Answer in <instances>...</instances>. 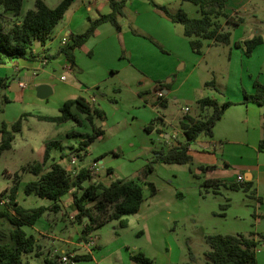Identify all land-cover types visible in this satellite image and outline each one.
<instances>
[{"label":"crops","instance_id":"1","mask_svg":"<svg viewBox=\"0 0 264 264\" xmlns=\"http://www.w3.org/2000/svg\"><path fill=\"white\" fill-rule=\"evenodd\" d=\"M42 1L54 8L62 0ZM24 2L18 18L0 6L2 21H21L26 12L34 8L35 0H28L27 6H24ZM155 3L166 7L161 2ZM166 9L171 14L177 12ZM109 11V0H74L52 30L50 39L44 45L37 42L32 45L35 58H13L0 65V77L8 78V86L3 89L5 121L10 124L23 116L19 132L23 134L24 124L29 123L30 119L38 120L36 115L56 116L64 102L83 98L92 108L103 112L102 118H93L102 134L94 138L84 152L85 157L79 159L77 164L87 167L91 161H96L102 171L93 181L109 184L115 179L140 178L138 173L152 158L154 151L184 143L186 138L181 123H186L189 117L200 118L212 111L211 108L201 110L198 107L200 98L211 97L219 104L231 102L232 105L215 124L213 136L191 144V162L156 163L168 174L163 175L161 181H158L155 172L146 177L142 183L140 208L137 213L127 217V227L118 228L116 222H107L83 236L82 225L76 223L80 231L76 243L67 238H58L75 246L68 254L65 253L71 258L70 263L74 262V256L89 255L90 259L82 260L83 264H131V254L142 252L151 260V264H180V245L176 241H164L162 233L166 230L169 240H173L168 234L167 222L179 217L185 201L184 193L194 188L196 180L204 182L207 195L219 194V187L223 186L241 190L248 198L256 200L258 208L264 204V150L259 151V144L264 139V104L244 102V94L255 93V81L264 83V0H226L224 12L241 18L242 22L234 26L220 19L223 30L231 34L230 42L224 45L203 41V46L206 43L209 50V58L206 53L197 56L189 38L183 35L182 25L172 22L149 0H127L124 15L119 19L120 29L108 22L101 24L95 34L74 51V63L71 64L60 53L64 47L62 40L66 39L69 43L70 35L83 33L90 20ZM247 26L252 29H247ZM254 37H261L262 42L246 56L243 43ZM202 61L206 64L204 68L201 67ZM224 80L226 85L222 83ZM229 80L233 81V89L229 87ZM209 82H213V85H208ZM42 84L48 85L52 91L44 99L36 95V88ZM157 91L162 92L163 99H157ZM180 101L185 103L180 108L182 114L172 113L170 105ZM34 106L40 107L43 114L34 113L31 108ZM71 111L80 120L81 126H76L72 121L62 124L42 121L47 124L45 135L36 140L35 146L31 140H25L24 147L33 153L35 151L39 157L37 162L28 164L41 163L45 144L51 141H57L59 146L51 151L43 168L53 161L64 163L68 159H60L61 153H71L81 141L93 136L85 115L74 107ZM28 130L32 131L31 128ZM70 138L75 140L69 142ZM218 147L222 149L220 154L216 152ZM236 153L239 157L232 171L224 159H227L226 155ZM88 158L89 162L84 163ZM136 160L140 162L139 168L129 170L126 165ZM18 171L14 177L18 176L19 181L21 171ZM174 173H179V176ZM237 176H242L243 182H236ZM149 182L155 187L154 193L149 189ZM243 183L251 184V196L242 188H230L231 184ZM68 194L72 198V193ZM24 196L23 202H20L17 193L18 204L31 208L27 198L35 195ZM64 196L59 200L60 210L48 213L50 220V213L54 214L52 218L60 216V221L66 220L62 216ZM41 200L37 206L51 204L47 199ZM224 206L223 209L227 204ZM67 211H70V219L76 214L73 208ZM256 219L260 222L259 216ZM83 220L87 221V218ZM37 222L39 219L22 228L30 227L31 231L25 232L35 237L40 254L36 256L35 251L30 255H34L40 263L45 256L54 258L59 252L53 248V241H49L56 236L38 227ZM206 236L203 235L204 240ZM254 237L257 241L256 264H264V240L258 233ZM142 238L147 241H140ZM186 240L189 244L191 236H186ZM48 242L52 245L51 249ZM260 244L262 250L257 249ZM189 257L193 255L188 248L183 264L189 263L186 261Z\"/></svg>","mask_w":264,"mask_h":264},{"label":"trees","instance_id":"2","mask_svg":"<svg viewBox=\"0 0 264 264\" xmlns=\"http://www.w3.org/2000/svg\"><path fill=\"white\" fill-rule=\"evenodd\" d=\"M73 1L62 0L56 7L50 8L42 0H35L34 8L28 10L21 21L17 19L5 23L0 18V65L6 64L13 58H35L32 53V45L35 42L44 45L50 39L52 30L63 18ZM184 1L198 7L200 15L198 18H189L182 9L171 14L166 7L157 5L153 0H149V3L163 11L172 22L182 25L183 35L189 38L190 46L195 53H200L205 40L215 44H229L231 34L229 31L223 30L220 19H225L228 24L234 26L240 24L242 19L224 12L226 0ZM22 2L23 0H0V6L4 11L11 12L15 18H18ZM126 2L127 0H109L110 11L90 20L88 28L83 33L70 35V42L60 49V53L73 64L74 51L81 48L95 34L101 24L108 22L119 30V19L124 15ZM261 42V37L245 41L243 43L245 55L249 56ZM207 84L213 85V82ZM7 86L8 78L0 77V88L5 89ZM254 87V94H244V102L264 104V83L255 81ZM197 104L201 110L211 108V114L203 115L200 118L189 117L186 119V123L182 122L181 128L186 141L166 150L154 151L152 158L147 161L142 170L141 177L137 179H115L109 184H104L100 181H93L94 175L90 172L89 167L83 166L76 174L71 175L61 163L56 161L44 169L51 151L59 146L57 141L46 143L42 162L29 167V172L35 179L26 182L24 194H33L41 199H47L51 201V204L34 208L20 206L16 200L19 181L17 176L14 177L13 184L9 189L8 207L0 209V264H24V258L27 255L35 251L36 256L40 255L35 237L28 235L22 227L34 224L45 213L58 212L60 210L59 200L69 192L72 193V207L76 211L74 220L75 223L82 225L83 236L97 230L107 222H116L118 228L127 227V217L137 213L140 208L143 200L142 183L153 172V165L156 163L186 164L191 162V144L200 137L211 138L215 124L220 120L224 111L232 105L231 102L219 104L216 99L211 97L200 98ZM73 107L85 115L93 130V136L81 141L76 149V156L83 160L86 148L94 138L102 134V131L93 122L94 116L103 117L101 110L92 108L83 98L78 97L64 102L58 115H36V118L55 124L72 121L80 125V120L71 111ZM22 120L23 116L9 125L1 124L0 156L12 147L15 134L21 130ZM262 150H264V139L259 144V151ZM81 152L84 154H80ZM69 156L70 153H61L60 159L69 158ZM147 184L151 193H154V185L150 182ZM230 188H242L245 192H249V196L252 195L250 183L231 184ZM89 203L91 205H87ZM84 218H87V221H84ZM5 223L8 224L6 232L2 231ZM205 242L210 248L208 252L204 253L206 264H256L257 241L253 233L248 235H207ZM88 259H90L89 255H77L72 260L76 262ZM130 260L131 264H151V260L142 252L131 254ZM43 264L61 263L57 259L46 257Z\"/></svg>","mask_w":264,"mask_h":264},{"label":"rangeland","instance_id":"3","mask_svg":"<svg viewBox=\"0 0 264 264\" xmlns=\"http://www.w3.org/2000/svg\"><path fill=\"white\" fill-rule=\"evenodd\" d=\"M154 2H161L163 3L169 10H179L182 9L189 18H198L200 15L198 13V7L194 4L184 1V0H153ZM28 5V0H25L24 6ZM247 29H252V27L247 26ZM264 30V28H263ZM206 43L201 48L200 53H194L197 56H201L202 53H206L207 58L208 49L206 47ZM214 51V50H212ZM205 61H202L201 67H205ZM218 80L221 79L220 75H217ZM223 84L226 85L225 80L222 81ZM229 87L230 89L234 88V84L232 80H229ZM4 91L0 88V126L2 123H6L5 121V102L3 99ZM170 110L172 113L180 115L182 111L180 108L185 106L184 101H180L178 104H171ZM34 110V113L43 114V111L40 107L34 106L31 107ZM31 111V110H30ZM198 111V109H197ZM212 112V111H211ZM211 112L209 114H211ZM193 113V112H192ZM29 123L24 124V128L22 133L15 134V139L13 140L12 147L9 150H6L0 156V191L2 192V198L5 200L3 205H0V209H7L8 203V195L9 189H5L8 186H12L14 174L17 170L18 172L21 171V177L19 178V187H18V195L20 202H23L22 199L24 196L23 188L26 182L35 179V177L29 172V167L34 162L39 160L37 154L31 152L28 148L24 147L25 140L32 141L33 146L36 145V140L41 138L45 135L46 132V125L45 122L38 121L36 119H30ZM13 123V122H12ZM74 123V122H73ZM11 124V123H10ZM75 124V123H74ZM76 126H81L75 124ZM28 128H31V132H29ZM84 128V127H82ZM32 133V134H29ZM264 137V135H263ZM204 137H200L202 139ZM75 139L70 138L69 142L74 141ZM218 154L222 152L220 147L217 148L216 151ZM33 153V154H31ZM71 157H76V150H72L70 153L68 160ZM227 159L224 161L228 162L229 170H232L236 167L234 166L235 163L238 161V153L232 155H226ZM35 160V161H34ZM79 159L76 161V165L73 166V174H76L79 170V165L77 164ZM30 162L31 164H28ZM89 162L86 159L84 163ZM92 162V161H91ZM91 162L87 167L90 166ZM140 162L138 160L127 164L126 167L129 170H134L139 168L138 164ZM147 163V162H146ZM145 163V165H146ZM222 163V161H221ZM28 164V165H27ZM27 165V166H26ZM145 165L140 170L138 175H141L142 170L144 169ZM23 168H22V167ZM49 166L46 167V169ZM178 167V166H176ZM21 168V169H20ZM17 172V173H18ZM153 172L154 175L158 176V181H161L163 175H167L168 172L166 170H161L157 164L153 165ZM195 173V170L193 171ZM9 173L10 175H8ZM71 174V175H73ZM175 175L179 176V173H174ZM18 177V176H17ZM98 181V180H96ZM202 181L196 180L194 188L188 193H184L185 201L182 203V208H180V212L178 214V218L173 219L167 222L168 234L171 235L173 240H169V237L166 233V230L163 231L162 236L164 241H176L181 247V257H180V264L185 262V254L187 249L191 250L193 257L186 259L187 262L191 264H206V257L204 255L205 252L209 251V246L205 242L203 235H213V234H220V235H236V234H243L248 235L250 233H258L261 239L264 240V204L262 207L258 208V204L255 199L248 198L241 190H231L225 188L223 186L219 187V194H206L204 192ZM88 185V183H86ZM5 189V190H4ZM29 204H31V208L37 207V204H41L42 201L37 196H31L27 198ZM64 202L62 203L63 207V217L66 218L65 221H60V216L57 218H52L54 214L50 213L51 220L49 219V214L45 213L39 218V222H37L38 227L51 232L53 235L56 236L55 239L49 240L50 242L53 241L51 244L53 248L58 251V255L56 254L54 258L58 261L60 257L64 256L65 253L73 250L75 246L71 245L70 243H64L63 241L59 240L58 238L62 239H70L71 242L76 243L78 240V235H80V231L78 230V226L75 223L74 217L69 218L70 210L72 209V198L70 194L64 196ZM38 201V203H35ZM227 204L226 208L223 209L222 207ZM87 205H91L90 203ZM67 211V212H66ZM168 216H171L169 214ZM257 216H259L260 222L257 221ZM49 219V220H48ZM57 219V220H56ZM59 219V220H58ZM53 220V222H52ZM56 220V222H54ZM60 221V222H59ZM62 222V223H61ZM64 228H61L63 226ZM8 228V224L2 228V231L6 232ZM24 231H31L30 227H24ZM100 231V230H98ZM34 233V232H33ZM95 234H98L95 231ZM190 235L192 241L187 243L186 236ZM35 236H38V233H35ZM140 241H147L146 238L140 239ZM262 241V240H261ZM48 242V248L51 249V244ZM258 250H262L261 244L257 248ZM185 250V251H184ZM64 252V253H62ZM176 253V252H175ZM68 254V253H67ZM46 258V256L44 257ZM42 258L41 262L38 263L35 259L34 255H27L24 258V264H43ZM184 260V261H183ZM68 264H83L82 261H74L73 263Z\"/></svg>","mask_w":264,"mask_h":264},{"label":"built area","instance_id":"4","mask_svg":"<svg viewBox=\"0 0 264 264\" xmlns=\"http://www.w3.org/2000/svg\"><path fill=\"white\" fill-rule=\"evenodd\" d=\"M66 44H67V40H66V39H63V40H62V45L65 46ZM156 96H157V99H158V100H160L161 98L164 97L161 91H157ZM186 111H188L187 108H186ZM76 161H77V157H71L70 160H66V162L61 163V164H62V166L64 167V169H65L69 174H73V169H72V168H73V166L76 165ZM89 170H90V172L94 175V178H93V180H94L95 178H97V176H98V175L100 174V172L102 171V167L99 166V165L97 164V162L93 160V161L91 162L90 166H89ZM236 182H238V183L243 182V178H242V176H237V178H236ZM4 202H5V200L2 198V192L0 191V205H3ZM72 218H73V217H72ZM55 253H56V252L54 251V254H55ZM59 260H60V263H61V264H67V263H70V262H71V258L68 257V256H66V255L60 257Z\"/></svg>","mask_w":264,"mask_h":264},{"label":"water","instance_id":"5","mask_svg":"<svg viewBox=\"0 0 264 264\" xmlns=\"http://www.w3.org/2000/svg\"><path fill=\"white\" fill-rule=\"evenodd\" d=\"M15 85V84H14ZM13 85V86H14ZM51 88L48 86V85H39L37 88H36V95L38 98L40 99H44L46 98L48 95L51 94ZM264 138V137H263Z\"/></svg>","mask_w":264,"mask_h":264}]
</instances>
